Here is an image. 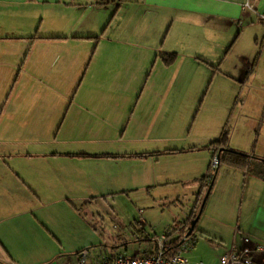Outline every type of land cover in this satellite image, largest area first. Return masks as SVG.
Masks as SVG:
<instances>
[{
  "label": "crops",
  "instance_id": "obj_1",
  "mask_svg": "<svg viewBox=\"0 0 264 264\" xmlns=\"http://www.w3.org/2000/svg\"><path fill=\"white\" fill-rule=\"evenodd\" d=\"M246 3L252 8H243ZM262 12L264 0H124L118 7L84 0H0V264H79L82 253L92 261L151 253L166 225L159 230L142 215L128 223L124 237L107 239L94 223L95 214L84 207L140 190L152 197L160 188H167L165 199L179 200L180 190L188 187L195 201L187 225L210 184L198 220L211 197L215 205L224 197L231 201L237 189L250 208L245 220L234 218L236 230L229 226L230 231L223 210L212 209L197 233L218 241L221 250L240 248L244 236L264 243V178L253 172L264 173V163L253 158L264 159L263 147L245 151L231 145L223 128L209 143L227 131L228 147L251 156L253 171L222 163L210 179L214 150L209 143L108 144L118 135L110 120L129 119L140 105L146 84L134 77H156L149 97L156 109L164 100L165 109H176L179 96L190 97L193 84L198 91L205 86L212 99H223L228 107L243 105L249 91L264 92ZM165 52L176 53L169 65L161 56ZM70 124L62 141L66 147L37 148ZM202 149L206 154L198 155ZM162 158L181 160L164 165ZM143 222L150 226V247L140 243ZM134 242L137 250L129 252Z\"/></svg>",
  "mask_w": 264,
  "mask_h": 264
},
{
  "label": "rangeland",
  "instance_id": "obj_2",
  "mask_svg": "<svg viewBox=\"0 0 264 264\" xmlns=\"http://www.w3.org/2000/svg\"><path fill=\"white\" fill-rule=\"evenodd\" d=\"M257 50L255 49V53ZM134 78L135 83L141 84L144 82L146 89L140 100V105L136 107L129 119L119 118L118 122L115 119L110 120L111 124L109 126L113 129V133L117 131L116 133L118 134L114 138L118 140L121 137L119 134L125 130L121 141L118 142L114 139V141L108 143L110 146L115 147L120 145L124 147L130 146L132 143L136 147L153 148H182L193 144L204 146L209 143L211 138L217 136L225 128L229 132L231 145L242 148L245 151L252 150V146L256 144L264 148V92L261 90L247 92V99L243 105L239 102L235 105L236 107H232L233 104L231 107H228L227 101L217 97L212 99L208 95L205 86L201 89L199 88L198 91L196 84H193V87L189 89L191 92L187 93L190 97L182 100V97L184 99L186 95H180L177 100L176 109H165L168 105L166 100L161 102L163 106L161 109H156L154 105V107L151 106V99L149 98L153 93V90L150 88L154 83L153 80H156V83L158 81L156 77H150L149 80L143 77L139 81H136L138 77ZM6 94L2 96L1 101L6 98ZM50 95L53 96L54 94ZM225 95H228V93L226 92ZM24 96L27 99H31V94L26 95L24 93ZM35 99H37V96L34 94L32 95V100ZM146 111L152 113L147 114ZM165 111H168L169 114H164ZM62 120L63 118L56 120L54 124L56 130L62 125ZM65 126L72 127L71 124L64 125L62 128L64 132L56 140L53 137L55 134V131H53L51 136L48 135L46 139H42L40 143L42 145L37 148L51 150L56 147H66L67 145L62 143L66 135ZM72 132L77 133L76 138L82 137L77 131ZM28 148H35V146L29 145ZM201 154L205 155L206 150L202 149L198 155ZM180 160L176 158H162L160 164H179ZM166 189L160 188L159 190H154L152 197L149 194H145L142 190L130 193L128 196L126 194H115L106 200H97V202L84 207V209H88L89 212L95 214L94 223L99 230L102 231L103 229L107 239L118 233H121L124 237V229L128 223L139 220V217L142 215L149 218L155 225L157 224L159 230L163 225H166L164 231L179 228L187 221V212L191 210L195 198L192 197L190 189L185 187L180 190L181 196L179 200L165 199L163 194ZM175 189H177V186L170 188V190ZM237 190V195L231 201H229L228 197H224L215 205L214 199L212 197L209 199L206 212L199 218L194 234L185 238L183 242V255L190 264H217L220 254L224 251V249L221 250V247L218 246V241L216 242L215 239L211 240L209 237L207 238L197 233V230L205 226L207 220L206 214H211L212 209L216 210V213L219 211L222 213L223 210L225 215L223 219L227 220L224 224L225 229H229V226H232V229L236 230V227L234 228V218H239L240 216L242 220H245L246 216L243 214L249 210L250 205L246 202V196H242L243 191L239 192V189ZM242 197H244V204L241 207L243 213L240 214L239 204L243 199ZM214 206H217V208L214 209ZM97 213L102 215L101 219L97 216ZM142 224L145 232L143 240L140 243L142 247H150L152 242L147 240V236L151 234L150 226L147 222H143ZM135 247H138L137 242L130 244L129 252H132Z\"/></svg>",
  "mask_w": 264,
  "mask_h": 264
},
{
  "label": "built area",
  "instance_id": "obj_3",
  "mask_svg": "<svg viewBox=\"0 0 264 264\" xmlns=\"http://www.w3.org/2000/svg\"><path fill=\"white\" fill-rule=\"evenodd\" d=\"M84 1L92 5H114L118 7L124 0ZM243 8H252V6L246 3ZM258 18L264 23V12L258 13ZM217 165L218 153H215L210 166L215 169ZM179 237H181L180 245L175 247V242ZM185 238H187V231L181 233L179 228L168 229L154 238L156 249L151 253H140L138 251L131 254L116 253L104 255L99 260L93 261L88 260L86 253H82L78 256V262L79 264H190L183 255ZM217 264H264V243L244 236L242 237V246L240 248L225 249L220 254Z\"/></svg>",
  "mask_w": 264,
  "mask_h": 264
},
{
  "label": "trees",
  "instance_id": "obj_4",
  "mask_svg": "<svg viewBox=\"0 0 264 264\" xmlns=\"http://www.w3.org/2000/svg\"><path fill=\"white\" fill-rule=\"evenodd\" d=\"M161 56H162L163 61L167 65H169L174 61V59L176 57V53L165 52ZM207 148H212L214 150L213 156L215 153H218V165H217V167L222 163H226V164H230L233 166L240 167V168L245 169L247 171H253V169L251 167V164H252L251 163L252 160L250 159V158H252L251 156H249L246 153L241 152V151L232 150L228 147V132L227 131H224L218 139L210 142L209 145L207 146ZM165 152H167V151H165ZM213 156H212V158H213ZM253 158H255L257 160H261L264 163V159H262V158H258V157H253ZM215 169H212L211 166H209L207 177H209L211 179ZM253 172L261 175L264 178V173H262L260 171H253ZM195 217H196V214H192L189 221ZM188 226H189V222L187 223V225H183V226L179 227L180 232L183 233V232L187 231ZM190 235H192V233L187 234V237H189ZM180 242H181V237H179L177 239L174 246L179 247Z\"/></svg>",
  "mask_w": 264,
  "mask_h": 264
},
{
  "label": "water",
  "instance_id": "obj_5",
  "mask_svg": "<svg viewBox=\"0 0 264 264\" xmlns=\"http://www.w3.org/2000/svg\"><path fill=\"white\" fill-rule=\"evenodd\" d=\"M211 185H212V184L209 185V187H208V189H207V191H206V193H205V195H204V197H203V200H202V202H201V206H200V209H199L198 214H197L196 217H195L193 220H191V222H190V225H189V228H188L187 234H191V233L193 232V229H194L195 224H196V222H197V220H198V217L200 216V213H201L202 207H203V205H204V203H205V200H206V198H207V196H208V194H209V192H210Z\"/></svg>",
  "mask_w": 264,
  "mask_h": 264
},
{
  "label": "flooded vegetation",
  "instance_id": "obj_6",
  "mask_svg": "<svg viewBox=\"0 0 264 264\" xmlns=\"http://www.w3.org/2000/svg\"><path fill=\"white\" fill-rule=\"evenodd\" d=\"M189 227V226H188ZM188 231V230H187Z\"/></svg>",
  "mask_w": 264,
  "mask_h": 264
}]
</instances>
